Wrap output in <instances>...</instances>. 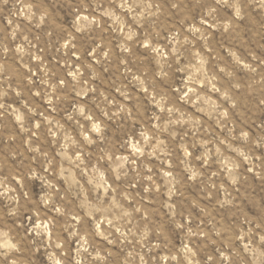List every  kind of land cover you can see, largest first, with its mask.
I'll use <instances>...</instances> for the list:
<instances>
[{"label":"rangeland","instance_id":"1","mask_svg":"<svg viewBox=\"0 0 264 264\" xmlns=\"http://www.w3.org/2000/svg\"><path fill=\"white\" fill-rule=\"evenodd\" d=\"M0 264H264V0H0Z\"/></svg>","mask_w":264,"mask_h":264}]
</instances>
